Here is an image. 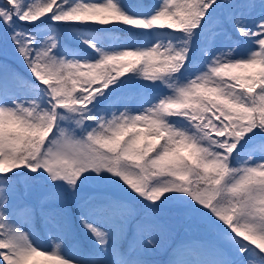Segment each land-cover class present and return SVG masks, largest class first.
Here are the masks:
<instances>
[{
    "label": "snow or ice",
    "instance_id": "snow-or-ice-1",
    "mask_svg": "<svg viewBox=\"0 0 264 264\" xmlns=\"http://www.w3.org/2000/svg\"><path fill=\"white\" fill-rule=\"evenodd\" d=\"M0 264H264V0H0Z\"/></svg>",
    "mask_w": 264,
    "mask_h": 264
},
{
    "label": "rangeland",
    "instance_id": "rangeland-1",
    "mask_svg": "<svg viewBox=\"0 0 264 264\" xmlns=\"http://www.w3.org/2000/svg\"><path fill=\"white\" fill-rule=\"evenodd\" d=\"M171 227L175 229V231L173 232V236L175 238H177V239H181V238H183V239H193L194 238V235H193L194 233H196L197 235L200 234V233L196 232L195 230H193L192 232L186 233L185 230H184V227L178 221L172 222ZM160 253L163 254L162 252H157L156 254L152 255L149 258L152 259V260H155V261L162 262Z\"/></svg>",
    "mask_w": 264,
    "mask_h": 264
},
{
    "label": "trees",
    "instance_id": "trees-1",
    "mask_svg": "<svg viewBox=\"0 0 264 264\" xmlns=\"http://www.w3.org/2000/svg\"><path fill=\"white\" fill-rule=\"evenodd\" d=\"M177 225V224H176ZM179 225V224H178ZM194 235H196V234H194ZM162 255V259L164 260V259H166V256L164 255V254H161Z\"/></svg>",
    "mask_w": 264,
    "mask_h": 264
}]
</instances>
